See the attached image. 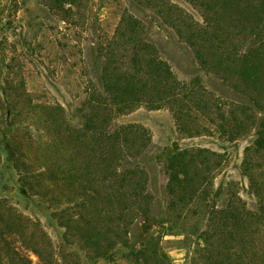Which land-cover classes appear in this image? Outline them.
<instances>
[{"label": "rangeland", "instance_id": "rangeland-1", "mask_svg": "<svg viewBox=\"0 0 264 264\" xmlns=\"http://www.w3.org/2000/svg\"><path fill=\"white\" fill-rule=\"evenodd\" d=\"M234 1L0 0V264H264L233 219L264 5Z\"/></svg>", "mask_w": 264, "mask_h": 264}, {"label": "trees", "instance_id": "trees-1", "mask_svg": "<svg viewBox=\"0 0 264 264\" xmlns=\"http://www.w3.org/2000/svg\"><path fill=\"white\" fill-rule=\"evenodd\" d=\"M261 2V4L264 5V0H261ZM251 5H253L252 2H244L243 4H238L234 0H229L228 2V6L232 9H236L238 6L248 9ZM8 149L10 152V158L14 160L16 167L21 171L22 166L19 162L26 165L27 161L17 155L16 151L11 148V144H8ZM247 150L248 154L246 155L245 165L246 170L248 171L252 192L258 200V206L256 209H248L244 206L242 212L236 211L237 209H235L233 219L239 227V230L246 228L248 231V229H251L252 233L248 232L249 236H247V239H245L246 237H242L243 240H241L243 243H240L241 245L244 244V251L246 254H248L247 248H249V250H251V252L249 251V254L260 261L263 260L261 263H264V242L257 237V235L261 234L262 229H260V226H264V171L260 172L259 169H257L259 166L257 163V157L260 156L261 159H264V122L262 123L261 128L257 131V138L251 146L247 147ZM24 190H26L25 187ZM229 263H232V258H230Z\"/></svg>", "mask_w": 264, "mask_h": 264}, {"label": "water", "instance_id": "water-1", "mask_svg": "<svg viewBox=\"0 0 264 264\" xmlns=\"http://www.w3.org/2000/svg\"><path fill=\"white\" fill-rule=\"evenodd\" d=\"M145 225L147 229H154L157 226V221L150 217H147L145 220Z\"/></svg>", "mask_w": 264, "mask_h": 264}]
</instances>
